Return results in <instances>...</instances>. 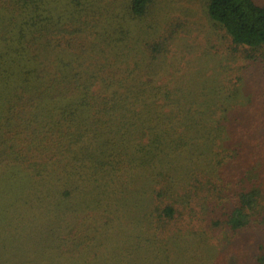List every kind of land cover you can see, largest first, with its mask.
Instances as JSON below:
<instances>
[{
  "label": "trees",
  "instance_id": "trees-1",
  "mask_svg": "<svg viewBox=\"0 0 264 264\" xmlns=\"http://www.w3.org/2000/svg\"><path fill=\"white\" fill-rule=\"evenodd\" d=\"M166 1L0 0V264H264V6L176 74Z\"/></svg>",
  "mask_w": 264,
  "mask_h": 264
},
{
  "label": "rangeland",
  "instance_id": "rangeland-1",
  "mask_svg": "<svg viewBox=\"0 0 264 264\" xmlns=\"http://www.w3.org/2000/svg\"><path fill=\"white\" fill-rule=\"evenodd\" d=\"M259 5L264 6V0H254ZM165 5H171L174 10L172 14L174 19L183 20L186 23L185 33H179L176 35L175 45L172 47L173 51H176L174 56L177 58V71L176 74L183 73L187 67L195 63L192 69L198 72V64L195 61L199 59L203 63V67H213L218 64L219 60L230 62L232 57L236 56L232 54V45L230 40L226 37L223 31L216 27L205 15L201 0H167ZM187 11V12H186ZM189 19V20H186ZM206 55L204 59L201 56ZM192 67V66H190ZM254 69H260V66H252L245 71L243 75L252 83L254 89L257 92L264 91V76L262 78L251 77L252 73H255ZM263 90V91H261ZM262 97V96H260ZM264 100V97H262ZM261 100V101H262ZM245 236V237H244ZM240 239L246 240L244 247L248 248L252 245L260 247L264 250V233L258 228L254 227L246 231L245 235L239 233L234 243L238 246Z\"/></svg>",
  "mask_w": 264,
  "mask_h": 264
}]
</instances>
